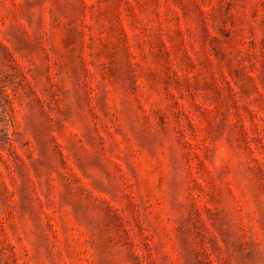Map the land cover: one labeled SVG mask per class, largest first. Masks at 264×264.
Instances as JSON below:
<instances>
[{
	"label": "rangeland",
	"instance_id": "rangeland-1",
	"mask_svg": "<svg viewBox=\"0 0 264 264\" xmlns=\"http://www.w3.org/2000/svg\"><path fill=\"white\" fill-rule=\"evenodd\" d=\"M0 98L38 115L0 136V264H264V218L231 250L219 219L264 197V0H0Z\"/></svg>",
	"mask_w": 264,
	"mask_h": 264
},
{
	"label": "clouds",
	"instance_id": "clouds-1",
	"mask_svg": "<svg viewBox=\"0 0 264 264\" xmlns=\"http://www.w3.org/2000/svg\"><path fill=\"white\" fill-rule=\"evenodd\" d=\"M90 61L94 65L93 71L95 73L100 69L101 61L99 59V56L94 51L90 55ZM75 74L76 67L75 65H73L70 74L63 75L59 86L62 88L64 93L63 106H71L72 108L70 122L75 127H79L81 121H83V114L75 107L73 102ZM144 83L145 82L142 80V88L144 86ZM134 88L135 84L129 81V83L126 85V89L134 90ZM49 103H52V101L49 100ZM18 111L21 117V121L17 126L9 121L8 116L4 112L3 99L0 98V136L6 135L9 139L19 138L20 142L23 143L25 140L29 139L31 135V128L27 127L28 122L31 121L33 124H36L38 122V115L36 113L30 112L29 109L25 107L24 102L19 105ZM122 112L124 114L126 130H128L131 134L137 135L139 138V136L143 133L142 117L138 114L136 103L132 100H129L126 93L123 101ZM158 123L159 121L157 119L156 124ZM156 124L153 125V134L160 139H163V137L160 136L159 128L156 127ZM3 155L4 149L0 148V156ZM208 160L210 162L209 171L204 173L206 181L215 178L218 174H220V170L224 167L223 165H220L216 162L214 144L208 146ZM3 170V166H0V172H2ZM184 196L185 193L182 190L176 194L178 204H183ZM255 203L256 208L259 210L257 217H253L251 215L246 216L245 212L247 211V209L241 211L239 214L232 213L231 216L221 213L219 217L220 227L224 232V241L229 250H231L233 246L239 247V245L248 238V236L252 232L254 219L264 218V197H257ZM218 207L223 208L224 206L219 205ZM176 214L179 215V212H177ZM24 237L26 238V242L29 245L39 247V244L37 243L36 238L32 232H29L27 229H25ZM260 250L264 251V242L260 244ZM41 251H43V249H41ZM244 259V253H239L236 257L235 264H244ZM225 264H234L231 255H229L228 259L225 261Z\"/></svg>",
	"mask_w": 264,
	"mask_h": 264
}]
</instances>
